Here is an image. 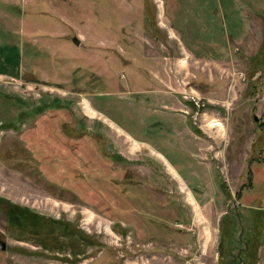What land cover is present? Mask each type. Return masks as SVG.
Here are the masks:
<instances>
[{
    "label": "rangeland",
    "instance_id": "obj_1",
    "mask_svg": "<svg viewBox=\"0 0 264 264\" xmlns=\"http://www.w3.org/2000/svg\"><path fill=\"white\" fill-rule=\"evenodd\" d=\"M182 4L192 43L165 0H0V264H264V0ZM214 14L228 58L184 44L207 51L200 25ZM51 124L99 140L129 204L138 190L153 203L138 213L180 211L145 217L174 234L143 240L124 210L105 214L49 177L58 165L31 147ZM254 157L263 169L249 174ZM245 186L252 204L236 199Z\"/></svg>",
    "mask_w": 264,
    "mask_h": 264
},
{
    "label": "trees",
    "instance_id": "obj_2",
    "mask_svg": "<svg viewBox=\"0 0 264 264\" xmlns=\"http://www.w3.org/2000/svg\"><path fill=\"white\" fill-rule=\"evenodd\" d=\"M195 0H187V4L191 6V4ZM165 8H166V15L169 17V19L172 21L173 25L176 27L182 26L185 31L186 39L189 43H192L191 40L195 38V29H194V23L192 16L186 17L183 9L187 8V6H184L182 4V0H165ZM217 15L214 14L213 17L210 15L204 19V22L200 25L201 29L206 33V35L209 38L208 43H205L207 51H201V47L203 48V41L199 40L197 41L200 45H189L186 42L184 44L187 48L192 50L197 56L202 58H228L230 56V46H229V36L227 35V29H226V19L223 18L224 23H222L218 18ZM179 28V27H178ZM215 30V32H214ZM183 37V33H182ZM222 38V41H218L217 38ZM2 71H5L3 69H0ZM63 122H68L69 118L65 119L62 118ZM264 122L261 123L263 125ZM53 126L49 125L48 130L46 131L45 128V136L43 138L37 139L35 142H33V146L31 149L34 151L36 158H42L45 157V155L50 158L49 160L51 163H56L58 165V168L62 166H67L65 169V173H62L61 169H58L55 167V165H46V168L49 169L48 176L56 179L57 182L63 183L65 185H69V187H72L77 189V191L80 189L81 192H78L81 196L82 200L86 201H93V203L100 208V210L105 214L112 213L113 216H115V212L119 211H125V215L131 217L135 221V227L137 228V235L141 239H148L152 237L159 238L161 240L167 239L168 236L174 234V232L165 227H161L159 229H152L149 227L150 224L146 222L145 217H158L162 220L160 215H166L169 217H175L176 220L180 218V211L178 212L174 208V213H169V210L167 208H164L163 205L164 200H167V198H163L160 196H156L159 199H154L153 201H161L163 204H157V208L155 210H159V206L163 207V211L159 212L160 215H156L155 213H152L151 209L146 206L144 209H140L141 211L144 210V212L138 213L137 210V204L144 202L145 205L150 203V205H153V203L144 197L143 193H140L138 190L137 198L139 199L138 203L136 205H130L128 202L129 193L128 191V185L122 186V188H118V184H114L116 177H117V170H114L111 166L110 160L108 161L106 156L103 153L102 147L100 145V142L98 139H90L88 138V142H85V139H82L81 144H77L78 142H75L74 139H70L68 135L65 133H60L59 135L62 138L57 137V135H53ZM47 132V134H46ZM71 142V145L69 142ZM71 162L78 163L77 169H73L70 164ZM259 164V160H256L255 157L252 158L249 161V168L250 170L248 173L250 174L251 168L254 170V173L256 174L259 172V170H262L263 167ZM43 169V165H42ZM44 170V169H43ZM67 171V172H66ZM84 175V176H83ZM129 177L125 171L123 173L122 178ZM77 181H75V179ZM92 178L95 180L94 184L97 186V188H89L86 183V179ZM103 181L104 185L101 184ZM98 182V183H97ZM100 184L104 186L102 189ZM252 185V181L250 183ZM72 188V189H73ZM140 189V188H139ZM248 188L245 186L243 187V192L237 193V200L238 202H242L244 198L246 199V203L252 204L251 201L253 199H248L250 197H246L245 191ZM250 191V189H248ZM76 191V190H75ZM257 202L256 200H254ZM253 201V202H254ZM159 203V202H158ZM107 204H110L112 206L109 207ZM259 206V205H258ZM114 207L118 211H114ZM259 207H263L264 205H260ZM125 215L122 217L126 222L127 219L125 218ZM136 215V216H135ZM119 216V215H118ZM164 230V231H161ZM166 231V232H165ZM180 233H178L179 235Z\"/></svg>",
    "mask_w": 264,
    "mask_h": 264
},
{
    "label": "crops",
    "instance_id": "obj_3",
    "mask_svg": "<svg viewBox=\"0 0 264 264\" xmlns=\"http://www.w3.org/2000/svg\"><path fill=\"white\" fill-rule=\"evenodd\" d=\"M263 210H264V209H263ZM263 210H260V211H263ZM238 213H239V211H238ZM228 214H230L229 211H228L227 213H225V214L222 216V218H221L222 220H221V221H222L223 225H224V223H226L228 226H230L231 223H230V221L227 220V218H226ZM236 222H237V224H238V219H237ZM256 222H257V221H256ZM240 224H242V223L240 222ZM241 234H243V233L239 230V231L234 235V239L237 240L238 237H239ZM243 244H244V245H243V247L241 248L242 251H244V250H246V249L248 248V245H247L245 242H243ZM232 250H233V248H232ZM232 253H233V252H231V254H232Z\"/></svg>",
    "mask_w": 264,
    "mask_h": 264
},
{
    "label": "water",
    "instance_id": "obj_4",
    "mask_svg": "<svg viewBox=\"0 0 264 264\" xmlns=\"http://www.w3.org/2000/svg\"><path fill=\"white\" fill-rule=\"evenodd\" d=\"M73 41H74L77 45L80 44V40H79L77 37H75V38L73 39ZM259 74H260V73H259ZM259 74H257V75L255 76V78L258 77ZM0 133H1V129H0ZM2 247H3V249L5 250V249L7 248V244H6L5 242H3V243H2Z\"/></svg>",
    "mask_w": 264,
    "mask_h": 264
}]
</instances>
